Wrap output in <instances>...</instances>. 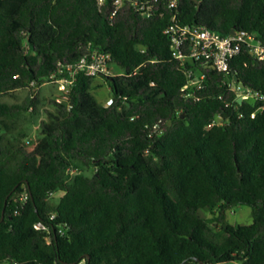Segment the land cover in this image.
I'll return each instance as SVG.
<instances>
[{
  "label": "trees",
  "instance_id": "1",
  "mask_svg": "<svg viewBox=\"0 0 264 264\" xmlns=\"http://www.w3.org/2000/svg\"><path fill=\"white\" fill-rule=\"evenodd\" d=\"M115 8L0 0V264H264V97L240 101L228 81L237 75L264 95V61L242 47L228 74L202 67L203 87L188 92L200 65L175 57L165 32L176 13L264 43V0ZM93 50L112 55L113 102H100L96 76L79 71L27 139L17 120L38 109V87ZM20 89L21 101L4 99ZM243 203L253 220L230 222L227 210Z\"/></svg>",
  "mask_w": 264,
  "mask_h": 264
},
{
  "label": "built area",
  "instance_id": "2",
  "mask_svg": "<svg viewBox=\"0 0 264 264\" xmlns=\"http://www.w3.org/2000/svg\"><path fill=\"white\" fill-rule=\"evenodd\" d=\"M104 1L99 0L100 4ZM131 1L134 3L138 2V0ZM168 1L170 6H177L178 0ZM125 2L126 0H114L116 8L113 14ZM165 32L170 38L172 52L175 57L180 58L184 62L198 63L200 65V67L197 66L189 69V79L183 88L187 89L188 92L192 89L203 87L206 71L202 67L211 65L217 70L228 74L231 71V59L239 54L242 47H246V45H248L247 49L251 50L256 57L264 61V43L257 37L255 32L236 29V32L222 33L204 24L183 21L179 19L176 13H174ZM79 71H84L86 74L96 77L113 75L114 61L111 53L93 50L81 56L75 63H69L64 68H61L60 75L55 80L61 83L64 92L70 90V86L76 80ZM228 81L238 91L239 100L250 97H264L259 90L245 85L241 86L240 82L235 78L229 77ZM113 100L114 97L109 96L102 103L108 106ZM212 123L214 121L209 125ZM26 196L27 192L24 191L22 197ZM54 217L55 213L50 216V219ZM34 226L37 229L44 230L47 233L48 240L51 239V225L48 221L40 219L34 223ZM62 227L60 228V232L64 231ZM80 264H84V262Z\"/></svg>",
  "mask_w": 264,
  "mask_h": 264
},
{
  "label": "rangeland",
  "instance_id": "3",
  "mask_svg": "<svg viewBox=\"0 0 264 264\" xmlns=\"http://www.w3.org/2000/svg\"><path fill=\"white\" fill-rule=\"evenodd\" d=\"M95 84L100 83V86L93 88V93L97 97L100 102H104L109 96H113V92L109 83L107 82L105 77L97 76L94 80ZM62 85L59 81H46L42 85L38 87L39 96L42 101L38 106V109L33 112L32 109L20 114L17 120V128L26 129L28 136L27 139L37 137V126L41 117L44 116L45 111L44 108L48 105L49 97H57L62 93ZM26 89L17 90L13 95H7L4 97L7 101H21L23 97L26 95ZM61 193H56V197H58ZM201 213L204 215H210V212L207 209H202ZM227 218L232 223H250L253 220L252 216V206L247 203L234 205L230 209L227 210ZM219 225H216L218 228ZM227 264H243L241 261H233Z\"/></svg>",
  "mask_w": 264,
  "mask_h": 264
},
{
  "label": "water",
  "instance_id": "4",
  "mask_svg": "<svg viewBox=\"0 0 264 264\" xmlns=\"http://www.w3.org/2000/svg\"><path fill=\"white\" fill-rule=\"evenodd\" d=\"M231 31H232V32H236V29L233 28ZM246 48H248V45H246ZM234 77H235V79L238 80V76H237V75H234ZM240 84H241V86H244V83H243V82H240ZM240 101H241V100H240Z\"/></svg>",
  "mask_w": 264,
  "mask_h": 264
}]
</instances>
